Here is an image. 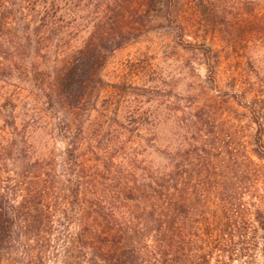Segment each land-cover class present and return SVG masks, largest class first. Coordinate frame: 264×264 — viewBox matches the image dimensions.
I'll use <instances>...</instances> for the list:
<instances>
[{"label": "rangeland", "instance_id": "obj_1", "mask_svg": "<svg viewBox=\"0 0 264 264\" xmlns=\"http://www.w3.org/2000/svg\"><path fill=\"white\" fill-rule=\"evenodd\" d=\"M222 2L223 14L231 23L225 33L207 24L196 0H179L174 7L177 20L155 22L145 36L117 51L103 72L104 79L116 87L108 88L97 110L84 117L87 130L81 161L85 173L92 179L99 177L97 188L90 192L110 197L109 203L120 206L127 219L136 223L147 202L137 200L143 196L135 190L134 201L121 203L116 184L142 185L157 171H173L175 158L185 167L187 151L200 140L230 166L225 180L229 190L221 195L231 214L229 243L219 252L214 240L203 242L206 249L214 248V255L205 259L197 251L201 242L188 238L179 261L175 249L169 248L168 264L264 263L262 235L254 221L258 212L264 214V158L256 156L258 139L264 143V0ZM64 3L69 6L59 13L64 20L54 27H62L61 35L47 31L46 38L56 39L42 43L35 56L42 71H52L92 29L89 21L97 13L93 6L87 7L83 0ZM183 29L186 39L205 44L212 53L185 50ZM7 73L0 76V140L12 143L17 138L28 157H46L53 174L67 175L68 116L49 109L26 76ZM133 85L142 89L126 90ZM13 95L18 108L12 115L1 106ZM12 127L18 128L15 133ZM207 185L198 204L203 212L208 207L215 212L220 195ZM62 223L67 228L69 220Z\"/></svg>", "mask_w": 264, "mask_h": 264}, {"label": "trees", "instance_id": "obj_2", "mask_svg": "<svg viewBox=\"0 0 264 264\" xmlns=\"http://www.w3.org/2000/svg\"><path fill=\"white\" fill-rule=\"evenodd\" d=\"M83 1L97 12L89 21L92 29L47 72L36 66L35 56L42 43L56 39L46 38L47 31L61 35L62 27H54L63 22L59 13L69 6L64 0H0V76L7 72L9 77L26 76L41 91L49 109L66 113L65 123L70 127L65 135L67 175L53 174L46 157H28L17 138L12 143L0 140V264H143V259L149 264H168L169 248L175 249L179 261L188 238L201 242L197 251L205 259L214 255V248L206 249L203 242L214 240L222 252L229 243L231 223L230 210L221 199L229 190L225 180L230 166L204 141L187 151L185 167L175 158L169 173L157 171L150 181L136 183L135 188L115 185L121 203L134 201L135 190L143 196L136 199L147 202L139 223L109 203L110 197L90 192L93 186L97 188L99 177L92 179L85 173L86 164L81 161L87 130L84 117L97 110L108 88L116 87L104 79L103 72L117 51L145 36L155 22L177 20L174 7L179 0ZM196 4L207 24L220 33L229 30L222 0H196ZM186 35L183 29L185 50L212 53ZM141 89L133 85L126 90ZM14 97L5 98L1 106L12 115L18 108ZM12 129L15 133L18 128ZM257 143L256 156L263 159L264 143L261 139ZM207 182L220 195L215 212L211 207L203 212L198 204ZM64 220H69L67 228ZM254 221L262 235L264 257V214L258 212Z\"/></svg>", "mask_w": 264, "mask_h": 264}]
</instances>
